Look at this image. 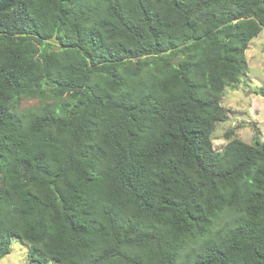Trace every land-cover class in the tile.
Listing matches in <instances>:
<instances>
[{"label": "trees", "instance_id": "16d2710c", "mask_svg": "<svg viewBox=\"0 0 264 264\" xmlns=\"http://www.w3.org/2000/svg\"><path fill=\"white\" fill-rule=\"evenodd\" d=\"M263 28L264 0H0V258L264 264V138H210Z\"/></svg>", "mask_w": 264, "mask_h": 264}, {"label": "rangeland", "instance_id": "374dc122", "mask_svg": "<svg viewBox=\"0 0 264 264\" xmlns=\"http://www.w3.org/2000/svg\"><path fill=\"white\" fill-rule=\"evenodd\" d=\"M245 60L246 72L236 85L225 87L220 100L226 117L215 123L210 135L217 151L227 142L226 134L248 143L254 141L255 131L260 139L264 138V28L249 42ZM38 104L36 98H24L19 106L28 108ZM27 247L25 242L12 241L10 252L0 258V264H32L26 255Z\"/></svg>", "mask_w": 264, "mask_h": 264}]
</instances>
